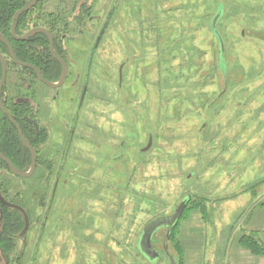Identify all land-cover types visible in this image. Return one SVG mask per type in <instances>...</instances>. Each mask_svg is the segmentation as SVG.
Here are the masks:
<instances>
[{
  "label": "rangeland",
  "instance_id": "374dc122",
  "mask_svg": "<svg viewBox=\"0 0 264 264\" xmlns=\"http://www.w3.org/2000/svg\"><path fill=\"white\" fill-rule=\"evenodd\" d=\"M71 1L46 0L31 17ZM82 3L93 20L78 7L58 36L68 34L58 39L71 65L63 86L36 81L32 94L27 76L9 73L6 96L25 82L17 100L51 128L46 150L54 157L71 140L67 185L48 221L34 196L44 194L47 171L25 181L0 170L11 196L39 216L18 240L15 264H151L137 248L143 228L188 196L172 239L165 229L154 237L162 255L154 264H170L164 248L178 264H264L240 244L259 233L264 245V0ZM220 8L227 76L210 29ZM112 9L80 106L89 53Z\"/></svg>",
  "mask_w": 264,
  "mask_h": 264
},
{
  "label": "trees",
  "instance_id": "16d2710c",
  "mask_svg": "<svg viewBox=\"0 0 264 264\" xmlns=\"http://www.w3.org/2000/svg\"><path fill=\"white\" fill-rule=\"evenodd\" d=\"M82 2L83 0H77V1L72 0L71 9H69L67 5L61 4V6H59L60 9L58 10L59 13L57 14L50 13V14H46L45 16L46 19L44 23L46 24L51 34L54 36L55 51L62 58H65L64 57L65 52L63 50V47L61 46V43L64 40V36H67L68 34H66V32L63 33V35L60 37L61 39L58 36L62 30L65 31L71 26V24L68 22L67 19L73 16L74 11L78 7L81 8L80 14L83 17H86V18L91 17L93 8L86 9L87 3H82ZM16 3L17 2L15 0H0V34L4 35V37L9 38V39H11V31H10L11 20L16 10H18L21 7V5L15 6ZM80 16H77L76 19L78 20ZM25 19H26V16L21 17L19 19V23L25 22ZM34 20L38 22L39 21L38 16L37 17L35 16ZM37 26L38 24L35 23V27ZM25 32L26 30H21V31L17 30L18 34H23ZM58 39H60L62 42H59ZM11 44L14 48L17 58L21 62L32 64L35 67H37L41 71L43 77L51 83H56L60 80L61 74H62V68L60 64L54 58H52L50 51H49V42L47 41V38L44 34H36L32 39H30L27 42H11ZM0 53L7 56L6 58L8 62V77H9L10 71H12V69L14 68L21 75H25L28 77V80H25L27 84L29 82L31 83L32 81H34V85H35L36 81H38L36 74L30 69L17 66L10 59L9 51L2 42H0ZM220 64H221V61H220ZM1 76H2V65L0 63V80H1ZM25 82L18 83V84L16 83L15 85L16 89L14 90L15 94H19V92L21 91V88L25 86ZM6 88H7V82L5 83L3 87V91H2V100H3L4 106L13 115V117L19 124L21 130L23 131V134L26 137V139L33 146H36L35 143L32 142L31 136L34 137L35 133H37L35 132L34 127H33V120L38 119L37 113L34 111V108L31 105V102H23V101L17 100L19 96L15 94L13 96H6ZM26 89L29 91L32 90V88H28V87ZM31 92L32 94H34L35 90ZM37 136L40 137V138L38 137L39 140L37 142V144L40 145V143L43 144L45 142L47 138V133L41 129V131L37 134ZM0 152L3 156L11 160L14 163V165L21 170H24V171L27 170L31 164L30 152L27 151L23 147L16 128L9 122L8 117L5 116L1 112V110H0ZM39 164L43 165V162L39 160ZM0 170L6 171L9 173L8 166L1 160H0ZM40 170L41 168L39 166L36 170V174L33 176L34 178L36 177L37 173H39ZM10 177H12L13 179H17V177L12 176V175H10ZM39 180L41 182H47V178L45 179L44 176H42L41 179ZM0 193L7 202L16 204L20 206L21 208L25 209L28 216L33 217V215L35 214L31 212V210L29 209V207L27 206L24 200H17L15 197L13 198L11 196V194L9 193L8 185L5 181V178L1 176H0ZM37 193H40V192H37ZM34 196H36L35 199L37 201L40 202L41 200L42 204L44 205L43 196H41L40 194L36 195L35 192H34ZM190 203H191V200L189 204ZM33 224H34L33 222H30L31 228L29 231L34 230L33 229L34 227L32 228ZM179 224H180V221L178 225ZM178 225L176 226V228L178 227ZM24 227H25L24 215L20 211L16 209L8 208L0 202V253L2 254V255L0 254L2 256V257L0 256V263L2 259L6 262V264H15V262L18 261L17 242L19 239H22L25 236V235H22ZM172 236H173V233H172ZM172 236H171V239H172ZM258 236H259V233L258 234L255 233L250 236L245 235L241 238L240 244L245 249L250 250V252L253 253L255 256H264V245L260 242Z\"/></svg>",
  "mask_w": 264,
  "mask_h": 264
},
{
  "label": "water",
  "instance_id": "95a60500",
  "mask_svg": "<svg viewBox=\"0 0 264 264\" xmlns=\"http://www.w3.org/2000/svg\"><path fill=\"white\" fill-rule=\"evenodd\" d=\"M41 0H31L28 5H26L24 8H22L21 10H19L13 17V26H12V30H11V34L12 37L18 41H27L29 38H31L32 36L38 34V33H44L48 40H49V49H50V54L51 56L60 63V65L62 66V75L61 78L59 80L58 83H51L49 81H47L42 73L40 72V70L35 67L32 64H27V63H23L21 62L17 56L14 53L13 47L11 45L10 42H8L7 40H5V38L0 35V40L3 41V43L8 47L9 51H10V56L11 59L14 61V63L16 65H18L19 67L22 68H26V69H30L32 71L35 72L38 80L45 84L46 86H48L49 88H59L61 86L64 85V83L66 82L67 76H68V67L67 64L64 62V60L61 58V56L55 51L54 48V36L51 34V32H49L48 30L42 29V28H37V29H33L30 32H28L26 35L24 36H17L16 34V22L18 21L19 17L22 16L24 13L30 11L31 9L35 8L37 6V4L40 2ZM223 8H220L219 12L215 15V17L213 18L211 24H210V29L213 32V34L216 36L218 43H219V47H220V61H221V67L224 70V74L225 76H227V70H226V44L224 42V39L221 35V33L219 32V28H218V23L221 20L222 16H223ZM114 14V9H112L110 11V13L108 14L106 21L95 41V44L93 46V49L91 51L90 54V59H89V65H88V72H87V78H86V83L83 89V94H82V99L81 102L83 101L86 92H87V87H88V83H89V73H90V69H91V64H92V60H93V56L95 54V52L97 51V49L99 48V45L106 33V30L110 24V21L113 17ZM0 61L2 64V76H1V80H0V110L1 112L8 117L9 121L11 124H13L20 136V139L23 143V145L29 150L31 151L32 154V166L29 172H23L19 169H17L14 164L11 162V160H9L8 158H6L5 156H3L0 153V159L2 161H4L8 167L9 170L11 172L12 175L23 178V179H28L30 178L36 169L37 166V153L35 151V149L31 146V144L27 141V139L25 138V136L23 135V132L21 130V128L19 127V125L17 124V122L15 121L13 115L6 109V107L4 106L3 100H2V91H3V87L6 83L7 80V74H8V67H7V62L5 57L3 56V54L0 53ZM122 80V67L120 68V82ZM151 144H152V140L150 139V142L148 144V147L144 149V151H148L151 148ZM0 200L1 202L7 206V207H11V208H16L20 211H22L25 215V227L24 230L22 232V234L24 235L28 228H29V218L28 216L25 214V212L22 210V208L10 204L8 203L1 195L0 193ZM191 200V196H188L186 199H184L180 205L177 207V209L174 211V213L172 215L169 216H164V217H159L157 219L152 220L151 222H149L142 230L141 233V237L138 241V250L140 252V254L145 257L151 264H154L155 262H157L158 260L161 259L162 255L160 254V252L155 248L154 244H153V239L156 236V234L165 229L167 232L166 238L167 240L171 239L172 233L174 231V229L176 228V226L178 225L179 221L181 220L189 202ZM164 253L166 255V257L169 260L170 264H178L177 260L175 258L174 255H172L167 248H164Z\"/></svg>",
  "mask_w": 264,
  "mask_h": 264
},
{
  "label": "flooded vegetation",
  "instance_id": "af4514ba",
  "mask_svg": "<svg viewBox=\"0 0 264 264\" xmlns=\"http://www.w3.org/2000/svg\"><path fill=\"white\" fill-rule=\"evenodd\" d=\"M17 3H16V5L15 6H19V5H21V7L18 9V10H16V12L14 13V15L19 11V10H21L22 8H24L26 5H28V3L31 1V0H15ZM46 0H41L38 4H37V6L35 7V8H33V9H31L30 11H28V12H26V13H24L22 16H20L19 17V19L21 18V17H23V16H26V19H25V22H23V23H19V19H18V21L16 22V34H17V36H19V37H21V36H24V35H26L28 32H30L31 30H33V29H37V28H42V29H45V30H48L49 31V29L47 28V26H46V24L44 23L45 22V16H46V14H43V12L42 11H40V15L38 16V18H39V21H38V26L37 27H35V23L36 22H34V17H31V16H33V14H34V12L36 11V9H38L40 6H41V4L43 3V2H45ZM14 6V7H15ZM13 7V8H14ZM14 15H13V17H14ZM93 17V16H92ZM90 18L91 20H93V18ZM12 26H13V18H12V20H11V23H10V31L12 30ZM17 30L18 31H21V30H26V32L25 33H23V34H18L17 33ZM50 32V31H49ZM38 34H44V33H38ZM0 35H2V34H0ZM45 35V34H44ZM99 35V34H98ZM3 37H4V35H2ZM35 36V35H34ZM34 36H32L31 38H29L27 41H29L30 39H32ZM46 36V35H45ZM98 37V36H97ZM5 38V40H7L8 42H27V41H18V40H16V39H14L13 37H12V34H11V39H9V38H6V37H4ZM46 38H47V36H46ZM65 39H66V36H64V40H63V42L65 41ZM97 39V38H96ZM47 41L49 42V40H48V38H47ZM0 42H2L3 43V41L2 40H0ZM4 44V43H3ZM94 44H95V42H94ZM5 45V44H4ZM12 45V44H11ZM6 46V45H5ZM94 46V45H93ZM93 46H92V49H93ZM13 47V46H12ZM6 48L8 49V47L6 46ZM92 49H91V51H92ZM13 50H14V48H13ZM8 51H9V49H8ZM49 51H50V49H49ZM91 51H90V53H89V56H90V54H91ZM14 53H15V51H14ZM96 53H97V51L95 52V54H94V56H93V60H94V58H95V56H96ZM2 54V53H1ZM16 55V54H15ZM67 55V54H66ZM66 55L64 56L65 58H62L63 60H64V62L67 64V67H68V76H69V74H70V72H71V70H70V67H71V65H70V62L67 60V58H66ZM4 57H5V59H6V62H7V56L6 55H3ZM9 57H10V59H11V56H10V51H9ZM53 58V57H52ZM90 59V58H89ZM12 60V59H11ZM93 60H92V63H93ZM13 61V60H12ZM89 61V60H88ZM14 62V61H13ZM58 62V61H57ZM0 63H1V61H0ZM59 63V62H58ZM60 64V63H59ZM2 65V64H1ZM18 66V65H17ZM61 66V65H60ZM7 67H8V62H7ZM91 67H92V64H91ZM61 68H62V66H61ZM34 72V71H33ZM41 72V71H40ZM35 73V72H34ZM62 75V74H61ZM68 76H67V78H68ZM67 80V79H66ZM6 82H8V74H7V80H6ZM38 82H40L39 80H38ZM59 82V81H58ZM58 82H56V83H58ZM89 82H90V79H89ZM41 83V82H40ZM85 83H86V78H85V81H84V85H83V88H82V93H81V98H80V106L83 104V102H84V100H85V97H86V95H87V92H88V87H89V83H88V87H87V92H86V95H85V97H84V99H83V101L81 102V99H82V94H83V89H84V86H85ZM29 85L27 86L28 88H33V86H34V81H32L31 83L29 82L28 83ZM43 84V83H42ZM7 109V108H6ZM15 119V118H14ZM16 121V120H15ZM10 122V121H9ZM17 122V121H16ZM18 124V123H17ZM13 125V124H12ZM19 125V124H18ZM14 126V125H13ZM15 127V126H14ZM20 127V126H19ZM33 127H34V130H35V132H37V133H35V136L34 137H32L31 136V139H32V142H34L35 143V145L36 146H33L28 140V142L31 144V146L35 149V151H36V153H37V166H36V169H35V172H34V174L30 177V178H28V179H31V178H33V176L36 174V170H37V168L40 166V168L41 169H44V170H46L47 171V182H44L45 183V187H44V194L42 195L43 197H44V206H46V211H45V216H44V219L46 220V221H48L49 220V218H50V216H51V212H52V209H53V207H54V203H55V201L57 200V196H58V192H59V189H60V186L61 185H67L66 183V180L67 179H62V175L64 174V172H65V170H66V158H67V154L69 153V145H68V143H69V141H71V140H69V139H67V137H65V139L63 140V144H62V150L61 151H57L56 152V156L54 155V157H53V152H51V150H46V149H48L47 147H46V145H47V143H48V140H49V137H51V128L49 127V126H47L44 122H42L41 121V119H37V120H33ZM16 128V127H15ZM41 129L44 131V132H46L47 133V138H46V140H45V142L42 144V143H40V145L39 144H37V142H38V140H39V136H37V134L41 131ZM17 130V129H16ZM18 132V131H17ZM23 132V131H22ZM24 135V134H23ZM18 136H19V133H18ZM39 137V138H38ZM19 138H20V136H19ZM26 138V137H25ZM20 141H21V139H20ZM21 143H22V141H21ZM22 145H23V143H22ZM23 147L27 150V151H29L24 145H23ZM30 152V154H31V151H29ZM1 153V152H0ZM58 154H60V160L59 161H57L56 160V158L55 157H57L58 156ZM1 160V159H0ZM39 160L40 161H42L43 162V165H40L39 164ZM2 161V160H1ZM4 162V161H3ZM12 162V161H11ZM5 163V162H4ZM13 163V162H12ZM6 164V163H5ZM14 164V163H13ZM23 164V163H22ZM7 165V164H6ZM58 165V166H57ZM8 166V165H7ZM15 166V165H14ZM31 166H32V154H31V164H30V166H29V168L27 169V170H21V169H19V168H17L16 166V168L17 169H19V170H21V171H23V172H29L30 171V169H31ZM8 171H9V173L11 174V172H10V170H9V167H8ZM12 175V174H11ZM12 176H14V175H12ZM53 176H55V181H54V184H53V186H51V184H50V180L53 178ZM15 177H17V176H15ZM17 178H19V179H23V178H20V177H17ZM28 179H24V180H28ZM62 180H64V181H62ZM22 197L23 199H24V197H25V194H24V192L23 193H20V192H18L17 193V197ZM3 197V196H2ZM17 200H19L18 198H17ZM21 200V199H20ZM0 202H1V200H0ZM2 203V202H1ZM9 203V202H8ZM26 203V202H25ZM39 203V202H38ZM3 204V203H2ZM10 204H12V203H10ZM27 204V206L29 207V209L31 210V212L32 213H35V215H33V217H30V216H28V214H27V212H26V210L25 209H23L22 208V210L25 212V214L28 216V218H29V228H28V230H27V232L24 234V235H26L28 232H29V230H30V228H31V225H30V222H33L34 223V230L36 229V224L39 222V216H36V214H37V211L34 209V204H29V203H26ZM29 204V205H28ZM4 205V204H3ZM13 205H16V204H13ZM5 206V205H4ZM16 206H18V205H16ZM7 207V206H6ZM18 207H20V206H18ZM38 207H39V205H38ZM8 208H11V207H8ZM21 208V207H20ZM12 209H16V208H12ZM16 210H18V209H16ZM18 211H20V210H18ZM23 215H24V213L22 212V211H20ZM24 219H25V215H24ZM35 219H37V221L38 222H34L35 221ZM45 229H46V225H45V227H44ZM23 235V234H22ZM1 254V253H0ZM2 255V254H1ZM0 255V256H1ZM2 257V256H1ZM3 263H5L6 264V262L2 259L1 260V263L0 264H3Z\"/></svg>",
  "mask_w": 264,
  "mask_h": 264
}]
</instances>
